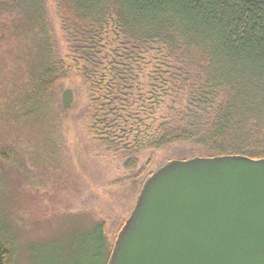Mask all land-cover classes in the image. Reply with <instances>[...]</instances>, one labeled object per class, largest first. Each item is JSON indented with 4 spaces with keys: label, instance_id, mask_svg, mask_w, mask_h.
Segmentation results:
<instances>
[{
    "label": "trees",
    "instance_id": "1",
    "mask_svg": "<svg viewBox=\"0 0 264 264\" xmlns=\"http://www.w3.org/2000/svg\"><path fill=\"white\" fill-rule=\"evenodd\" d=\"M49 1L0 0V17L23 11L27 25L42 34L36 52L42 62L33 65L28 96L33 118L57 106L72 74L57 51ZM53 1L68 51L82 64L90 132L126 171L120 182L142 190L156 172V152L172 147L188 148L191 159L264 163V0ZM149 54L163 61L168 91L181 105L153 134L133 101L135 66ZM116 241L110 243L106 222H97L81 237L80 258L69 264H110ZM17 255L16 240L2 225L0 264H16Z\"/></svg>",
    "mask_w": 264,
    "mask_h": 264
},
{
    "label": "rangeland",
    "instance_id": "2",
    "mask_svg": "<svg viewBox=\"0 0 264 264\" xmlns=\"http://www.w3.org/2000/svg\"><path fill=\"white\" fill-rule=\"evenodd\" d=\"M48 11L57 51L72 74L62 84L57 106L38 118L27 115V106L33 65L42 62L36 54L42 34L27 25L23 11L0 17V227H7L16 240V264L77 261L81 237L101 221L114 243L141 192L140 184L120 182L126 171L91 134L90 95L78 77L77 66L82 64L68 51L53 0ZM113 41L109 33L108 44ZM144 59L135 66L133 101L148 134H153L181 105L168 91L172 83L168 69L161 68L162 60L154 54ZM67 90L74 95L69 109L62 102ZM149 156L143 153L142 163ZM191 158L183 147L156 152L151 171L172 160Z\"/></svg>",
    "mask_w": 264,
    "mask_h": 264
},
{
    "label": "water",
    "instance_id": "3",
    "mask_svg": "<svg viewBox=\"0 0 264 264\" xmlns=\"http://www.w3.org/2000/svg\"><path fill=\"white\" fill-rule=\"evenodd\" d=\"M73 98L63 93L65 109ZM110 264H264V163L168 162L143 186Z\"/></svg>",
    "mask_w": 264,
    "mask_h": 264
}]
</instances>
